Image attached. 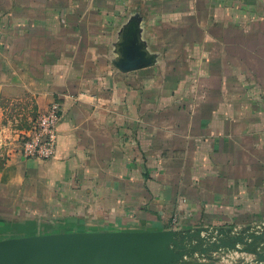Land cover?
<instances>
[{
	"label": "crops",
	"instance_id": "0c3cea01",
	"mask_svg": "<svg viewBox=\"0 0 264 264\" xmlns=\"http://www.w3.org/2000/svg\"><path fill=\"white\" fill-rule=\"evenodd\" d=\"M28 2L22 13V0L0 1L1 240L264 219V29L248 28L264 24V0ZM140 6L152 18L124 14ZM169 6L191 23L175 42L187 55L175 70L188 74L106 60L119 25L137 36ZM148 49L158 66L162 49ZM54 101L53 156H23L21 136Z\"/></svg>",
	"mask_w": 264,
	"mask_h": 264
},
{
	"label": "water",
	"instance_id": "95a60500",
	"mask_svg": "<svg viewBox=\"0 0 264 264\" xmlns=\"http://www.w3.org/2000/svg\"><path fill=\"white\" fill-rule=\"evenodd\" d=\"M128 28L136 31L131 22ZM136 38L128 37L123 57L115 63L123 72L155 60L138 49ZM246 230L66 232L8 238L0 240V264H188L195 256L215 264L219 257L214 256L229 250L245 251L264 264V252L258 249L264 244V224L258 232Z\"/></svg>",
	"mask_w": 264,
	"mask_h": 264
},
{
	"label": "rangeland",
	"instance_id": "374dc122",
	"mask_svg": "<svg viewBox=\"0 0 264 264\" xmlns=\"http://www.w3.org/2000/svg\"><path fill=\"white\" fill-rule=\"evenodd\" d=\"M28 1H30V0H22L21 6H18V9H20V11L22 13H24L25 10L29 11V8H30L29 4L30 3ZM34 1H36V0H34ZM37 1H39V3H40L43 0H37ZM56 1H61V0H54V2H56ZM9 3L8 2L5 3L6 7H9ZM25 5H27L26 7H29V8H25ZM152 8H153V10L151 9L153 11L152 13L157 11L156 6H154ZM166 9L167 10H173L174 6L166 7L165 10ZM167 10L165 12V15H166L165 18L166 19L159 20V22L156 21V19H154L153 21H150V25H152V24H154V25L148 27L146 32H143L142 30L137 32L136 45H137L138 49L145 52V56L147 58L152 57V56L155 58V60H154L155 63L152 65L153 67L148 70L150 77L164 78V77H172L173 75L185 76L186 74H188V70H184V69L183 70H175V66L179 65L180 63H184V58H186V56H187V55H184V53L183 54H181V52L179 53L180 49L175 48L176 47L175 42L178 41V43H179L182 40V38H180L181 36H179V34L181 33L183 35V32H184L183 30L187 29L191 23L187 20L174 21L173 20V14H172L173 11L167 12ZM130 12L131 13L133 12L136 17H140V16L143 17L144 16V18H148L151 16V18H152V14L149 13L148 7L145 9V6L138 7V9H136V11H132L131 9H129L128 11H125L124 14L126 15V14H129ZM169 13H171V15L168 16ZM203 13H205V12L203 11ZM129 15H131V14H129ZM204 16L205 15L202 16V18H201L202 20L204 19L203 18ZM125 25H126V23H122V25H119L120 28L117 31V39H116L117 44L115 45V48L112 45L111 52H108L106 55L107 61L111 58L112 65H114L113 62L115 60L118 61L120 58L123 57L124 51H125L126 47L128 46L129 40H128V37H126V32L124 31L125 30L124 28H126ZM248 28H250V29H258V28L264 29V24H259V25H258V23H256L255 25L252 24ZM176 34H178V36ZM150 45H152L154 48H156V50H157V48L162 49V52H163L161 55L160 64L158 66H155V67H154V65L157 62L158 55L152 54L148 51L149 50L148 48ZM95 49L98 50L99 47H95ZM38 116H39V114H38ZM38 116H37V118H38ZM262 159L264 160V155H263ZM261 224H264V219H262L261 222L255 224L254 226L247 228L246 232H248V233L258 232ZM262 245H264V244H261L260 246L258 245V249H259V251L264 252V248H262ZM239 247L242 250L247 248V246H244V245H240ZM214 257H219L218 260L215 262V264H258L255 262L256 261L255 256L250 254V253H247L245 251L236 252L234 250H229V251L225 252L224 254H216Z\"/></svg>",
	"mask_w": 264,
	"mask_h": 264
},
{
	"label": "built area",
	"instance_id": "2783aa9c",
	"mask_svg": "<svg viewBox=\"0 0 264 264\" xmlns=\"http://www.w3.org/2000/svg\"><path fill=\"white\" fill-rule=\"evenodd\" d=\"M62 117L59 101L50 104L48 110L41 114L28 132L21 136L22 154L28 158L48 159L55 152L57 125Z\"/></svg>",
	"mask_w": 264,
	"mask_h": 264
},
{
	"label": "trees",
	"instance_id": "16d2710c",
	"mask_svg": "<svg viewBox=\"0 0 264 264\" xmlns=\"http://www.w3.org/2000/svg\"><path fill=\"white\" fill-rule=\"evenodd\" d=\"M188 264H207V263H199L198 261L195 260H190Z\"/></svg>",
	"mask_w": 264,
	"mask_h": 264
},
{
	"label": "clouds",
	"instance_id": "9594fccd",
	"mask_svg": "<svg viewBox=\"0 0 264 264\" xmlns=\"http://www.w3.org/2000/svg\"><path fill=\"white\" fill-rule=\"evenodd\" d=\"M118 57V56H117Z\"/></svg>",
	"mask_w": 264,
	"mask_h": 264
}]
</instances>
